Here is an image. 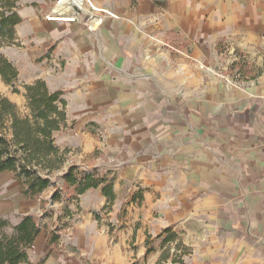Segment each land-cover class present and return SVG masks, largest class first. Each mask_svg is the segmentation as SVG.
<instances>
[{"label":"crops","instance_id":"crops-1","mask_svg":"<svg viewBox=\"0 0 264 264\" xmlns=\"http://www.w3.org/2000/svg\"><path fill=\"white\" fill-rule=\"evenodd\" d=\"M30 3L16 32L43 67L27 77L18 69L23 93L15 86L21 97L6 98L27 104L25 85L37 80L61 91L67 120L56 146L115 175L111 210L102 189L74 204L87 212L75 237L83 257L264 264V0ZM67 7L59 15L68 19L49 20ZM103 213L115 238L99 227ZM166 230L177 239L166 241Z\"/></svg>","mask_w":264,"mask_h":264},{"label":"trees","instance_id":"trees-1","mask_svg":"<svg viewBox=\"0 0 264 264\" xmlns=\"http://www.w3.org/2000/svg\"><path fill=\"white\" fill-rule=\"evenodd\" d=\"M20 0H0V48L17 44L16 27L23 22L18 12ZM0 75L7 85L15 86L19 71L7 58L0 55ZM16 93L19 90H15ZM27 113H20L18 107L7 98L0 97V174L12 172L20 185L21 194L36 199L48 188L54 187L55 201L77 200L79 196L92 189H102L109 205L104 211L111 210L116 199L114 177L110 173L100 174L95 168L91 171L80 170L70 165L59 173L67 161L69 150H61L55 144L54 134L66 125V101L61 91L51 92L43 80L25 85ZM61 180L60 188L57 181ZM141 197V192L138 194ZM64 215L72 212L66 205ZM97 220H101L96 215ZM12 228L13 233L6 230ZM113 227L110 228V232ZM41 233L39 219L26 215L14 227L0 217V264H29L27 250L31 249ZM166 241H175L177 235L171 230ZM60 235L49 233V243L55 244ZM150 238L147 245L150 244ZM151 250H147V254ZM175 263L184 264L179 258Z\"/></svg>","mask_w":264,"mask_h":264},{"label":"rangeland","instance_id":"rangeland-1","mask_svg":"<svg viewBox=\"0 0 264 264\" xmlns=\"http://www.w3.org/2000/svg\"><path fill=\"white\" fill-rule=\"evenodd\" d=\"M68 2L69 0H53L54 3L60 2ZM85 1V0H84ZM21 5L18 6V12L20 10H24L27 7L31 6V0H20ZM19 2V3H20ZM34 5V4H33ZM36 6V5H35ZM33 6V7H35ZM57 13V12H56ZM68 13V12H67ZM65 12H60L56 15H53L50 18L57 17L62 18L63 16L68 19L67 15H59V14H67ZM62 16V17H61ZM49 18V20H50ZM17 28V27H16ZM21 27L18 28L20 30ZM18 38V36H17ZM20 38V37H19ZM17 39L16 45L11 46H3L0 48V55L7 58L10 62L12 61L17 69H19L20 74L23 73V76L27 77L29 73H31L37 67H43L42 62L43 59L40 57L31 58L28 53V48L34 47L32 45H22L20 39ZM25 74V75H24ZM20 81L15 82V86H17L21 92L23 91L22 86V78ZM17 83V85H16ZM15 86L7 85L0 78V97L8 98V96H12L14 98L21 97L20 93H16L17 89ZM14 88V90L12 89ZM18 90V89H17ZM20 92V91H19ZM23 93V92H22ZM20 113H27V104L22 103L18 106ZM95 135L98 140L102 143L107 142V134L106 131L101 128H94ZM72 156V157H71ZM104 157V155L102 156ZM106 159V157H105ZM70 165H77L80 167V170L91 171L93 169H97L100 174L106 175L110 173L112 177H114L113 169L104 171L98 167H94L91 164H87L86 162H80L76 157L74 158L72 154L67 155V161L64 165L63 169L59 173H63L68 169ZM66 167V170L64 169ZM114 175V176H113ZM57 184L60 188L63 187L61 180L57 181ZM132 188H128L125 191L121 192V195L124 199L128 200V197L131 195ZM55 193L54 187L48 188L41 196L36 199H29L24 197L20 192V185L12 173H4L0 175V217L6 219L10 222L11 227L16 226L21 219L26 215H35L39 219V223L41 226V233L37 237V240L33 244L30 249L29 254L31 255V259L35 261L36 264H44L46 259L49 257H56L65 263L71 264H92L87 258L83 257L81 250L79 249L78 242H76V227L80 223H85V218H87L85 209L80 208L79 203L75 207L76 200H72L70 202L67 201V197L64 194L62 201H55L53 195ZM133 193V192H132ZM80 198H78L79 200ZM127 200L124 202L120 217L125 215L127 212V208L130 205ZM77 204V203H76ZM68 206L72 212L71 216H65L63 207ZM72 206V208H71ZM104 212V211H103ZM102 220H98L99 227L100 226H108L109 233L112 238H115V233L117 229V225L110 222L108 217L101 216ZM113 227V231L110 232V228ZM55 232L60 235L59 240L55 244H50L48 241L49 233ZM6 233L12 234V228L6 230ZM132 250H134L133 243L130 244ZM184 251H186L184 249ZM147 254V253H146ZM180 255V254H179ZM178 257L170 258V261L167 263L159 262L157 264H175V260L179 259ZM47 256V257H45ZM136 253L130 257V264H148V260L145 261H137ZM147 258V257H146ZM165 256L162 257L161 260H165ZM169 258V257H168ZM167 258V259H168ZM247 263V261H245ZM97 264V263H95ZM180 264V263H178Z\"/></svg>","mask_w":264,"mask_h":264},{"label":"bare ground","instance_id":"bare-ground-1","mask_svg":"<svg viewBox=\"0 0 264 264\" xmlns=\"http://www.w3.org/2000/svg\"><path fill=\"white\" fill-rule=\"evenodd\" d=\"M77 4H78V6L80 7V8H83V4H84V0H74ZM70 11V9L67 7V8H64L63 9V12H65V13H67V12H69ZM57 13H60L61 11H56ZM62 17V16H61ZM57 18V17H56ZM63 18H65L64 16H63ZM50 20H52V18H50Z\"/></svg>","mask_w":264,"mask_h":264}]
</instances>
